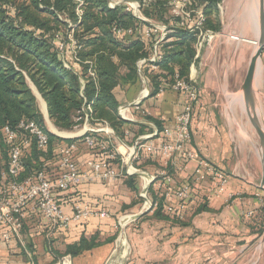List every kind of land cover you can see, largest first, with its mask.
Listing matches in <instances>:
<instances>
[{
  "label": "crops",
  "instance_id": "1",
  "mask_svg": "<svg viewBox=\"0 0 264 264\" xmlns=\"http://www.w3.org/2000/svg\"><path fill=\"white\" fill-rule=\"evenodd\" d=\"M251 17L255 20L253 10ZM136 39L130 38L131 41ZM240 40L235 53H225L223 57L226 63L229 62L224 73L215 69L202 70L197 62L191 66L190 82L198 92L191 124L190 148L196 154L195 160H184L177 155L175 160L183 167L177 172L164 159L144 152L133 161L137 170L133 178L125 176L107 183L87 182L59 193V203L70 219L68 227L54 229L39 214L30 211L20 234L11 242L0 245V264H61L66 258L70 264H111L114 257L121 255L119 239L122 234L130 248L126 264H249L251 253L258 246L260 248V231H264V191L260 189L264 163L260 139L250 121L241 91L246 73L240 80L238 70L241 59H244L239 54V47L251 45L247 38ZM145 44L148 58L142 60H149L152 55L150 42ZM251 48L254 50V46ZM142 60L136 64L137 76L132 79L128 78L129 71L125 67L120 69V83L114 90L119 103L118 116L129 123L125 126V134L117 135L107 124L109 130L99 133L116 152L113 167L118 171L121 161L130 157L141 137L173 128L175 118L189 101L187 94L169 88L150 97L152 85L144 71L150 72L151 65L141 64ZM261 65L264 67V55ZM255 90L256 113L263 125L264 79L259 81L258 73ZM137 102H140L138 108L134 106ZM120 109L125 110V118L120 116ZM40 111L48 130L56 132L51 129L55 126L48 121L43 99ZM106 125L81 124L77 130L69 131L71 133L55 128L61 135L57 137L73 139L72 143L77 146L73 160L82 170H87V163L98 161L100 157L79 137L88 126L104 129ZM154 140H158L156 136ZM68 145L66 142L57 143L52 159L45 164L46 175L52 181L60 174L59 155ZM251 147L257 163L247 150ZM200 160L209 162L228 177L225 195H213L209 180L196 181ZM164 173L171 174L177 186L189 184L193 189L194 201L189 204L181 222L165 213L159 215L155 209L148 210L142 201L145 187ZM166 188L168 191L171 187ZM148 195L151 201L159 198L155 184L152 183ZM79 202L87 203L92 213H105L73 220L75 205ZM250 212H254L253 216L246 217ZM82 239L93 242L94 248L76 257L67 254L68 248L79 245Z\"/></svg>",
  "mask_w": 264,
  "mask_h": 264
},
{
  "label": "trees",
  "instance_id": "2",
  "mask_svg": "<svg viewBox=\"0 0 264 264\" xmlns=\"http://www.w3.org/2000/svg\"><path fill=\"white\" fill-rule=\"evenodd\" d=\"M140 1L147 18L165 23L173 31L168 40L174 41L162 48L163 57L157 64L159 72L144 71L152 85L150 97H156L163 81L171 83L176 74L180 80L190 82L197 38L194 33L179 28L180 19H165L170 9L168 3ZM197 1L207 17H211L213 9L222 2ZM109 3L110 0H22L20 3L0 0V182L3 173H7L9 162L5 128L16 130L21 121H32L49 135L47 149L39 150L32 141L24 151V167L18 176L19 181L40 172L47 174L44 167L52 159L57 143L70 144L73 141L50 133L30 83L46 103L50 121L60 131L69 132L81 125L82 121L77 123L76 119L90 105V124H107L117 135L125 134V126L129 123L118 116L119 103L114 90L120 83L121 68L125 67L129 71L128 78L132 79L137 76L136 64L148 58L143 29L149 25L136 19L123 6L111 9ZM116 28H132L133 37L138 39L131 41L125 36L117 37ZM211 28L217 29L212 24ZM63 29L66 34L61 33ZM70 32L75 39L74 47L68 46ZM61 43L66 45L63 53L59 51ZM19 135L26 137L22 133ZM93 137L97 143L106 140L102 134ZM98 148L97 145L93 150L98 151ZM131 188L135 186L131 185ZM156 213L164 212L157 209ZM173 220L181 222L177 218ZM94 246L93 242L82 239L79 245L69 247L67 254L76 257Z\"/></svg>",
  "mask_w": 264,
  "mask_h": 264
},
{
  "label": "built area",
  "instance_id": "3",
  "mask_svg": "<svg viewBox=\"0 0 264 264\" xmlns=\"http://www.w3.org/2000/svg\"><path fill=\"white\" fill-rule=\"evenodd\" d=\"M168 3L173 17L180 19L179 28L194 33L197 38L195 49L197 56L203 49L204 45L213 41L217 36L212 31H204L205 15L201 9H193L195 0H160ZM123 0H118L110 6L115 9ZM113 3V2H112ZM134 14L130 9H125L133 16L147 23L149 26L143 29V38L150 42L151 57L149 60H142L141 64L149 63L154 72H159L158 63L163 57V46L168 42V34L172 33L166 26L154 25L147 19L141 17L140 8L142 5L136 4ZM79 11V10H78ZM81 12L79 11V14ZM114 32L117 37L125 36L129 40L134 36L132 28H116ZM73 47L76 43H73ZM65 45L59 44V51L63 53ZM76 59V58H75ZM76 61H78L76 59ZM69 69V66L65 64ZM94 76L93 73H90ZM160 88L159 93L164 92L166 88L188 95V104L183 111L175 118L174 127L164 129L161 133L141 137L134 145L130 157H125L121 161L120 170L113 167V162L117 160L114 149L107 141L97 143L93 135L107 132L109 129L86 128V132L79 139L87 147L96 153L100 160L89 161L87 170H82L73 160V152L77 146L70 143L61 150L59 155L60 174L55 181L50 180L43 172L32 175L25 180L19 181L18 176L23 171L24 151L30 147L31 142L35 141L39 150H45L49 146V135L39 125L32 121H21L16 130L5 128L4 138L8 147L9 162L7 173H3L0 182V245L7 244L20 234L24 221L30 211L39 214L54 229L63 230L68 227L70 219L64 214L58 200V194L74 189L83 183H93L95 181L112 182L121 177L132 176L137 173L133 166V161L139 159L142 153H148L154 157H160L171 164L173 170L181 172L183 167L176 162V156H182L184 160H195L196 154L191 147V124L193 117L194 105L198 100L197 89L191 84L179 79L176 74L174 80ZM137 108L140 102L135 103ZM92 112L91 106L88 105L83 109V115L76 119L77 123L82 121L83 125H89V116ZM119 114L125 118V110L120 109ZM80 125L75 126L77 130ZM19 133L25 134L21 137ZM128 134V133H127ZM158 140H154V137ZM73 140V139H72ZM99 146L98 151L93 150ZM10 177L13 179L11 180ZM209 180L211 183V193L213 195H225L229 186V179L224 172L217 170L207 161L200 160L197 163L196 181L201 182ZM151 183L155 184L158 199L151 201L149 191L142 194L145 199V206L148 210L162 209V211L171 218L184 220L189 210V204L194 201L193 189L191 185L184 184L177 186L171 174L164 173L161 178H153ZM175 184V186H174ZM166 186H170L166 191ZM146 189V187H145ZM172 200L175 202L173 203ZM103 214V211L92 213L89 205L85 202H79L75 205V215L73 220L80 221L88 219L93 214ZM250 212L246 217L253 216ZM61 264H70L68 258L64 259Z\"/></svg>",
  "mask_w": 264,
  "mask_h": 264
},
{
  "label": "rangeland",
  "instance_id": "4",
  "mask_svg": "<svg viewBox=\"0 0 264 264\" xmlns=\"http://www.w3.org/2000/svg\"><path fill=\"white\" fill-rule=\"evenodd\" d=\"M13 1H15L16 3L22 2V0H13ZM117 1L118 0H112L113 3L110 2L109 6H112V4H114V2L116 3ZM136 4L141 5V1L140 0H123V2L119 3V5L125 7V9L127 8L130 9V11L133 14L135 12L134 5ZM192 8L197 9V10L201 9L202 11H204L203 7L199 5L197 0H195ZM213 12L214 13L211 15V17H207V15H205V13L203 12V14L205 15V20H206L205 25H204V31H212L216 34L217 37L210 43H207L204 45L203 49L199 53L200 57H198L199 55L197 56V52H196V57L191 66H193V64L197 62L200 64L199 67L202 70L215 69L218 72L224 73L229 62L226 63L223 57L225 53H229V52L235 53L237 45L241 41L240 39L247 38L250 40L251 47L255 46L256 38H258L256 17H255V20L251 17L252 16V0H222V2L219 3L213 9ZM140 14H141V17L147 19L152 24L159 25V26H166L168 28L167 25H164L165 23L160 24L155 19L147 18L143 14L142 8H140ZM170 17H173L171 14V9H169V13L165 15V19L168 20L170 19ZM67 22L69 23L70 21L67 20ZM208 24L210 25L208 26ZM211 24L213 26H216L217 29L212 30ZM61 33L66 34L64 29L61 30ZM168 35H170V33ZM68 38H69L68 46L72 47L74 45L73 43L75 42V39L73 38V32L68 33ZM253 39H255V42L252 43ZM173 41L174 40L170 39L168 40L167 44L172 43ZM243 46L239 47L240 48L239 54L244 56L243 57L244 59L243 60L241 59L240 61L242 64L240 68H238L240 80L245 75L246 70L248 68L250 58L254 52V50L248 45H247L248 47L246 46L243 47ZM258 73L261 74V78L263 81L264 67L262 65L259 67ZM30 85L31 87L33 86L31 83ZM261 87H263V85ZM37 97L39 99L38 100V105L40 106L39 109L41 110L42 98H40L39 95H37ZM63 132H68V131H63ZM68 133H71V132H68ZM247 150L251 153V158L257 163V158L255 155H253L254 151L252 150V147ZM251 150L253 152H251ZM142 201L145 203L144 198L142 199ZM122 235L124 236V234ZM258 244L259 245L261 244L260 248L258 246V249L251 253V262L249 264H264V231H263L262 236L260 237V241ZM128 249L130 253L129 246H128ZM126 263L127 261L124 264Z\"/></svg>",
  "mask_w": 264,
  "mask_h": 264
},
{
  "label": "water",
  "instance_id": "5",
  "mask_svg": "<svg viewBox=\"0 0 264 264\" xmlns=\"http://www.w3.org/2000/svg\"><path fill=\"white\" fill-rule=\"evenodd\" d=\"M110 2H112V0H110ZM252 10L256 17V25L258 29V38H257L258 41H257V46L254 49V52L251 56L241 91L244 96L246 110L249 115L250 121L253 127L255 128L256 133L260 139V144L262 149L261 157L264 163V121H263V125H261L257 117V113H256L257 99H256V90H255V81H256L257 73L259 71V67L261 66L262 58L264 55V0H252ZM32 89L36 96L37 95L40 96V94L37 92L34 86H32ZM48 121L49 123L51 122L49 118ZM51 134L59 137L61 136L55 132H52ZM70 138L71 137H67V139ZM151 185L152 183L150 182L146 187L145 192L149 191ZM260 189L264 191V174L261 181Z\"/></svg>",
  "mask_w": 264,
  "mask_h": 264
},
{
  "label": "bare ground",
  "instance_id": "6",
  "mask_svg": "<svg viewBox=\"0 0 264 264\" xmlns=\"http://www.w3.org/2000/svg\"><path fill=\"white\" fill-rule=\"evenodd\" d=\"M134 3V2H133ZM129 4H131V3H129ZM134 7H137V5H134ZM133 8V7H132ZM255 15V14H254ZM257 38H256V43H255V46H254V49L256 48V46H257ZM253 42H255V39H253L252 40V43ZM259 74V81L261 80L262 81V78H261V74L260 73H258ZM261 85V84H260ZM146 92L147 91H145L144 90V92H143V94L144 95H146ZM142 94V95H143ZM44 106V105H43ZM261 123V122H260ZM252 128V127H251ZM254 128V127H253ZM52 129L53 130H55L56 132L55 133H60V132H58V130L56 129V128H54V127H52ZM255 132V131H254ZM148 180V179H147ZM146 181V180H145ZM147 183V182H146ZM127 224V223H126ZM119 246L121 247V249H122V252H120L121 253V255L119 256V257H114L113 258V260H112V263L111 264H124V262L126 261V259H127V257H128V253H129V249H128V245H127V243H126V240H125V238H124V236L123 235H121V238L119 239ZM118 246V247H119ZM117 254H118V252H117Z\"/></svg>",
  "mask_w": 264,
  "mask_h": 264
}]
</instances>
